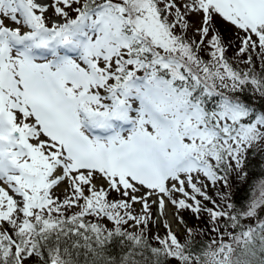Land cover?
Segmentation results:
<instances>
[{
	"label": "snow or ice",
	"instance_id": "6c2138e0",
	"mask_svg": "<svg viewBox=\"0 0 264 264\" xmlns=\"http://www.w3.org/2000/svg\"><path fill=\"white\" fill-rule=\"evenodd\" d=\"M262 151L264 0H0V264H264Z\"/></svg>",
	"mask_w": 264,
	"mask_h": 264
},
{
	"label": "trees",
	"instance_id": "16d2710c",
	"mask_svg": "<svg viewBox=\"0 0 264 264\" xmlns=\"http://www.w3.org/2000/svg\"><path fill=\"white\" fill-rule=\"evenodd\" d=\"M231 35V34H230ZM232 50H229L231 52ZM228 52V54H229ZM259 106V105H258ZM259 159L251 158L250 162L246 164L245 171L247 172V178L245 181H239L235 178V174H233L232 177H230L231 181V198L233 202H236L237 207L247 202V197L250 194L249 192V186L253 183H255L258 179L264 178V161L260 155ZM221 192H227L228 189H220ZM208 194L212 196L215 199H219V197L216 194V191L209 185V188L207 189ZM183 217L186 221V223L193 228L199 229V230H205L207 225V219L206 217H203L201 220H197L196 217L193 214L186 213L183 214Z\"/></svg>",
	"mask_w": 264,
	"mask_h": 264
},
{
	"label": "rangeland",
	"instance_id": "374dc122",
	"mask_svg": "<svg viewBox=\"0 0 264 264\" xmlns=\"http://www.w3.org/2000/svg\"><path fill=\"white\" fill-rule=\"evenodd\" d=\"M192 23H193V24H196V23H197L196 18H193V19H192ZM190 34H191V33H190ZM230 34H231V33H228V35H230ZM232 54H233V52L231 51V52H229L228 55H229V56H232ZM258 155H260V156L262 157L263 161H264V151H262L261 153L256 154V155H253L252 153H249L247 163L250 162V159H251V158H256V157H258V159H259V156H258ZM154 211H155V209H154ZM174 211H175V210L172 208V206L169 205V206H168V218H169L170 216L172 217ZM187 212H188L189 215L192 214V213H190L189 211H187ZM184 213H186V211H183V212L181 213V215L183 216ZM169 219H170V218H169ZM172 227H173V230H175V231L177 232L178 235H182V234H183L184 229H183V226H182V225H179V224H177V223H173V224H172Z\"/></svg>",
	"mask_w": 264,
	"mask_h": 264
},
{
	"label": "bare ground",
	"instance_id": "6f19581e",
	"mask_svg": "<svg viewBox=\"0 0 264 264\" xmlns=\"http://www.w3.org/2000/svg\"><path fill=\"white\" fill-rule=\"evenodd\" d=\"M169 218H170L169 220H171V219H172V217H171V216H170Z\"/></svg>",
	"mask_w": 264,
	"mask_h": 264
}]
</instances>
